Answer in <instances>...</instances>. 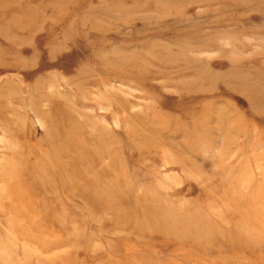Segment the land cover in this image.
Listing matches in <instances>:
<instances>
[{"label": "rangeland", "instance_id": "1", "mask_svg": "<svg viewBox=\"0 0 264 264\" xmlns=\"http://www.w3.org/2000/svg\"><path fill=\"white\" fill-rule=\"evenodd\" d=\"M0 264H264V0H0Z\"/></svg>", "mask_w": 264, "mask_h": 264}, {"label": "bare ground", "instance_id": "2", "mask_svg": "<svg viewBox=\"0 0 264 264\" xmlns=\"http://www.w3.org/2000/svg\"><path fill=\"white\" fill-rule=\"evenodd\" d=\"M114 63V62H113ZM200 75V74H199ZM202 75V74H201ZM200 75V76H201ZM203 76V75H202ZM58 112V111H57ZM41 114H42V116L43 117H45L47 120L49 119H51V116H52V114L50 113V112H41ZM52 125H56L55 123H53V124H51L50 123V129H49V132L50 131H53L52 129H53V127H52ZM136 130H134V132H135ZM55 132V131H54ZM142 133H144V132H140L139 134H142ZM53 136L54 135H49V137H50V139L52 140V141H54V140H56V141H58V138H59V136H57V138H53ZM54 139V140H53ZM64 142L66 143V145L70 148V149H76L77 150V153L79 154V156H81V152H82V149L84 148V146L82 145V146H80L78 143H77V141H76V138L75 137H73V136H67L66 135V138H65V140H64ZM78 148H80V149H78ZM21 156V155H20ZM6 167V166H5ZM5 167L4 168H2L4 171L3 172H6V170H5ZM94 180V179H93ZM169 210V209H168ZM166 211L167 213H166V216L164 215V222H167V217L168 216H170L172 219H174V216H176L174 213H171V211ZM163 216V215H162ZM185 219V218H184ZM177 220H178V217H177ZM176 220V221H177ZM183 221V220H182ZM188 221V220H187ZM183 223V222H182ZM181 223V225H183ZM188 224V223H187ZM187 224L185 225V226H187ZM178 226V225H177ZM180 226V225H179ZM183 227V226H182ZM188 229V228H187ZM189 231V230H188ZM200 232V231H199ZM199 235V234H198Z\"/></svg>", "mask_w": 264, "mask_h": 264}]
</instances>
